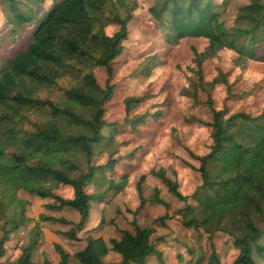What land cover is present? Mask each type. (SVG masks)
<instances>
[{
  "label": "trees",
  "instance_id": "trees-1",
  "mask_svg": "<svg viewBox=\"0 0 264 264\" xmlns=\"http://www.w3.org/2000/svg\"><path fill=\"white\" fill-rule=\"evenodd\" d=\"M45 1L0 0L13 28L34 25L29 44L4 59L0 68V258L20 227H28L25 237L16 243L21 252L13 264H38L44 221L72 223L65 231L70 239L77 238L95 206L102 205L104 221L107 192H120L128 181L127 175L108 174L117 162L113 157L118 147L117 128L106 123L103 115L105 102L114 94L112 63L123 52L128 22L140 8L139 0H50V7L43 9ZM234 1L153 0L148 7L154 26L170 44H179L186 37L208 39L204 50H194L195 67L191 70L195 77L182 89L194 99L203 91L212 111L206 123L212 141L205 153L193 155L199 161L196 169L201 183L192 193L184 194L166 169L150 171L184 201L182 207L163 217L178 215L184 226L207 233L209 255L207 249H188L190 264H221L212 241L219 231L232 238L229 264H264V108L257 115L246 110L229 112L227 106L217 109L212 92L220 83L229 88L227 73L219 68L218 74L207 80L202 68L206 59L225 49L237 52V65L243 66L248 59L264 62V0L239 5L233 23L227 25L224 14ZM110 25L118 28L109 33ZM98 66L107 71L104 86L96 78ZM149 71L148 62L141 72ZM139 101V97H127L126 111ZM145 114L135 115L131 125L142 122ZM104 153L109 154L107 161L95 163ZM145 179L142 174L137 182L138 208L147 200ZM89 184L91 190L86 188ZM61 185L72 188L73 196L57 194ZM21 191L45 200L46 210L71 207L79 220L70 222L46 213L30 217V200ZM189 198L195 203L188 202ZM152 201L168 205L157 188ZM133 225V231L121 229L119 238L88 235L86 244L72 253L53 243L59 254L56 264L71 260L76 264H150L151 255L162 261L153 236L155 227L136 221ZM111 251L121 258L106 262ZM42 264L52 262L45 258Z\"/></svg>",
  "mask_w": 264,
  "mask_h": 264
},
{
  "label": "rangeland",
  "instance_id": "rangeland-1",
  "mask_svg": "<svg viewBox=\"0 0 264 264\" xmlns=\"http://www.w3.org/2000/svg\"><path fill=\"white\" fill-rule=\"evenodd\" d=\"M247 0H235L224 14L227 25L233 19L239 5ZM51 1L46 0L43 9L50 7ZM153 0H139L138 8L133 18L128 22L129 33L123 41V52L112 63L113 74L110 82L114 84L112 99L104 104L103 118L106 123L117 128L115 142L118 143L113 157L117 158L114 171H108L112 177L128 176L126 186L120 191L110 190L105 196L106 213L103 217L102 205L95 206L84 227L76 233L75 239H70L65 231L72 223L47 220L42 222L43 231L36 261L42 264L47 258L56 264L59 254L53 243H60L67 251L74 252L86 244V237L101 233L105 239L119 238L121 229L134 230L133 221L140 225H152L156 229V245L162 252V261L156 255L149 257L150 264H190L188 249H207L209 255L210 241L202 229L186 227L181 217L171 215L173 211L184 205V201L171 193L167 186L155 175L152 169H166L168 174L177 179L179 190L190 194L201 183V177L196 167L199 161L193 156L201 155L208 150L211 143V128L208 121L212 111L206 104V94L199 91L194 99L182 93L189 85V78L195 77L194 50L202 51L208 45L204 37H186L179 44H170L154 26L148 12ZM42 8V7H41ZM6 7L0 3V68L4 59L15 56L23 50L31 40L34 29L32 23L13 28ZM118 28L110 25L107 30L112 33ZM262 45L258 46L259 55ZM238 54L232 49L222 50L219 56L206 59L203 64L204 76L213 79L221 68L227 73L229 88L226 84H217L212 92L214 106L219 109L224 106L229 112L246 110L253 115L259 114L264 108V62L248 59L242 66L235 59ZM149 62L150 71L141 72L142 66ZM97 81L104 86L107 81V71L104 66L95 69ZM139 97L140 101L130 112L126 111L127 97ZM145 114L142 122L135 127L130 123L137 114ZM108 153L96 157L95 163H104ZM175 170V174L173 172ZM142 174L144 181L145 203L140 207L137 182ZM87 190L92 185H86ZM159 197L168 205L152 201L155 189ZM63 197H72L73 190L61 185L55 191ZM21 195L30 200L27 212L30 217H38L41 213L64 217L70 222L79 220L78 212L68 206L60 210H46L45 200L38 196L21 191ZM188 202L195 203L189 198ZM27 225H22L16 235L8 243L6 254L0 262L13 264L21 250L16 247L19 239L27 234ZM1 235V232H0ZM212 241L215 244L221 264H229L232 255L230 248L232 238L225 232H216ZM181 256V259H180ZM120 254L111 251L105 256V261H117ZM69 264H76L73 260ZM206 264V263H203Z\"/></svg>",
  "mask_w": 264,
  "mask_h": 264
}]
</instances>
